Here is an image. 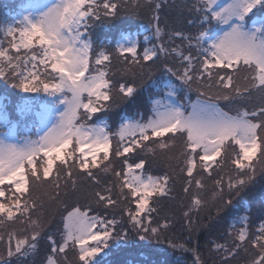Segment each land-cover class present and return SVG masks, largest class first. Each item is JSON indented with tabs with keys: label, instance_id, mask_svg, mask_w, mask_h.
<instances>
[{
	"label": "snow or ice",
	"instance_id": "6c2138e0",
	"mask_svg": "<svg viewBox=\"0 0 264 264\" xmlns=\"http://www.w3.org/2000/svg\"><path fill=\"white\" fill-rule=\"evenodd\" d=\"M127 3L47 0L23 6L19 20L0 22V80L19 90L16 109L21 116L34 114L38 125L35 138H17L7 97H0V129H6L0 131V264H24L36 254L46 202L58 201L61 189L65 195L69 187L76 191L80 177L94 186L90 203L65 206L60 241L47 236L46 264H68L66 255L58 257L68 250L76 252L77 264H100V254L130 231L143 233L142 240L158 238L171 225L164 219L153 226V204L174 191L175 167L184 176L189 227L192 215L209 203L221 216L232 194L255 181L258 167L264 172V0H195L190 12L198 15L186 21L195 34L166 31L161 3L147 0L149 35L123 30L114 44L98 43L93 29L118 30ZM174 39L182 43L173 47ZM158 64L163 75L153 83L164 91L159 99L150 97L151 115L120 117L113 131L104 117L137 98V76L152 80ZM192 91L195 99L187 95ZM254 93L260 101L255 110L234 107ZM178 139L182 147L166 157L168 170L146 174V165L175 149ZM125 202L119 217L110 212ZM247 221L240 218L243 226L226 233L230 241H213L222 264L249 247L255 254L246 264H264V223L251 235ZM169 243L194 253L193 264H205L187 243Z\"/></svg>",
	"mask_w": 264,
	"mask_h": 264
},
{
	"label": "trees",
	"instance_id": "16d2710c",
	"mask_svg": "<svg viewBox=\"0 0 264 264\" xmlns=\"http://www.w3.org/2000/svg\"><path fill=\"white\" fill-rule=\"evenodd\" d=\"M23 0H0V19L2 13L7 8L13 6H19ZM140 4L142 7L132 11L134 5ZM147 0H128L125 8L122 9V15L119 17L120 24L118 30H110L109 28L97 27L93 29L94 39L98 43L114 44V39L119 38V32L121 27L125 25V30H138L141 38L143 35H149L145 31L146 25L151 19L152 12L144 5ZM161 3V9L159 10L160 20L168 25L166 31L182 30L186 33L195 34V28L188 24L187 20H195L197 13L190 12V6L195 3V0H175L170 3L166 0H156ZM168 5V6H167ZM132 12L134 15H132ZM135 16V17H134ZM136 20V21H132ZM136 22V25L130 26V23ZM115 32L116 35L109 42V38ZM168 40L167 35L164 37V41ZM155 43L156 41H152ZM182 41L174 39L171 46L180 45ZM186 43V42H185ZM167 46V45H166ZM114 65L119 67L114 61ZM163 64H158L154 67L153 79L150 82L146 81L145 84H141V80L145 79L141 76H137V84L139 87V96L135 99L124 101L113 108V111L117 109L115 120L110 123L113 131L119 126L120 120H116L118 117L134 116L137 119L145 114L147 111L151 113V99L160 97L162 84H154L151 81L159 82L163 75ZM243 75V73H242ZM19 90L12 89L10 84L0 80V97H7L3 101L7 106V110L10 115L12 124L14 122H21L18 126V133L20 135H26L25 128H28L31 123H34L36 117L30 113L29 116H21L19 111L16 109L18 103L17 97L14 95ZM20 96L28 95L25 93H19ZM35 95V94H33ZM151 97V99H150ZM260 104L257 94H253L250 100H246L242 103L234 105V107H247L249 111H253ZM225 106V102H221V107ZM147 117V116H145ZM22 119V120H21ZM10 124V125H12ZM34 125H36L34 123ZM115 143V142H114ZM177 146L170 152L161 154L157 157V163L151 167L146 165L145 171H151L152 173L163 174L162 171H167L166 157L169 155L178 154L182 147V140H177ZM117 167L120 166V161H114ZM175 167V165H174ZM177 176L174 183V191L169 197L161 198L153 207L157 208V212L153 213L154 225L155 222H163L164 219H168L170 227L167 230H163L162 234L157 237H150L149 239H140L143 233L137 234L134 231H130L126 239L122 238L119 241L114 242L110 245L109 249H105L103 253L97 258L100 264H193L194 253L190 251H181L174 249L169 241L172 243L185 242L189 249H196L200 255V259L205 264H222L221 253L213 250V241L223 243L225 240H231V237L226 235L229 230L233 232L243 225L239 222L240 218L248 217V230L251 235H255L261 223H264V172L260 171L259 167L256 173L255 181L250 184L244 191L237 196L235 193L232 194L231 199L232 205L226 209L221 216L217 217L215 207L209 203L208 206L202 208L198 213L192 215L191 219L193 223L191 227L187 224L186 218L183 213L187 210L189 204V198L186 197L182 191L184 186V176L179 173V168L175 167ZM226 172H231L230 168L225 169ZM102 180L109 181L111 179L110 174H101ZM209 189L211 188V181H209ZM93 185L90 181L84 177H80L77 183V190L72 191L69 187L68 194H64V190L61 189V194L58 201L46 202L44 208L43 220L46 222V228L44 234L38 245L36 254L26 259L24 264H46V258L50 254V242L47 240L48 235H52L57 242L60 241L63 221L62 217L65 215L67 210H71V207L77 202L81 205H87L90 203L89 193L93 189ZM99 187V186H95ZM45 191H53L52 189H42L40 195L43 196ZM37 193H34V195ZM210 195V192L206 194ZM46 199V197H45ZM62 202V203H61ZM127 206L125 204L120 205L118 208L111 209L110 212L114 213L117 217L120 216L121 210ZM96 208L95 205H93ZM96 211H100V214H104L103 211L96 208ZM108 218H112L111 215ZM235 225V228H233ZM247 246V245H246ZM4 246L0 244V249ZM255 254V250L249 247L248 252L241 251L234 259L229 260V264H246L247 261ZM67 256L68 264H77L76 252L68 250L65 254H58V257L63 259V256Z\"/></svg>",
	"mask_w": 264,
	"mask_h": 264
},
{
	"label": "rangeland",
	"instance_id": "374dc122",
	"mask_svg": "<svg viewBox=\"0 0 264 264\" xmlns=\"http://www.w3.org/2000/svg\"><path fill=\"white\" fill-rule=\"evenodd\" d=\"M158 1V0H157ZM166 1H168L169 3H170V1H172V2H174L175 0H166ZM45 2H47V0H23L20 4L21 5H19L18 7L17 6H13V7H11V8H7L6 10H4V12L2 13V18L0 19V22H5V21H8V22H10L11 20H13V19H16V20H19V18H20V13L22 12V9H23V6H27V5H38V4H42V3H45ZM161 2H162V0H161ZM136 3L134 2V5H135ZM168 6V5H167ZM132 15H134L133 14V12H132ZM198 15V14H197ZM135 17V16H134ZM132 21H136V20H132ZM160 22H161V27L163 28L164 26H163V23H162V21L160 20ZM117 23H121V22H117ZM136 25V22H132V23H130V26L132 27V25ZM134 25V26H135ZM146 25H148V23L146 24ZM125 25L123 26V27H121V29H120V31H123V30H125V28H127V27H125ZM135 29V28H134ZM134 29H132V30H129V29H127L128 31H131L133 34H135V33H137ZM145 32V31H144ZM116 33L117 32H115L113 35H111L110 36V38H109V42H111V40L114 38V36L116 35ZM118 39V37L116 38V39H114V42L116 41ZM195 54V53H194ZM141 79H145V81L143 82V84H145L146 83V81H148V82H150V80H147L145 77H143V78H140L139 80H141ZM154 80H156V79H154ZM154 80L153 81H151V83L152 84H154L153 82H154ZM157 82V81H156ZM173 82H175V81H173ZM156 86V84H154V87ZM163 91H164V89H163V87H162V89H161V92L159 93V94H163ZM187 95H189L192 99H195V95H196V93H195V91H192L191 93H188ZM160 97H157V98H155V99H159ZM223 107V106H222ZM225 110L227 111L228 110V108H225ZM116 112H117V109L116 110H112V112L109 114V116L108 117H104V118H106V119H108V123H109V125H110V123L113 121V120H115V116H116ZM151 115V113L150 112H148L147 111V114H145V116H150ZM129 118H135L134 116H128ZM137 118V117H136ZM37 119V118H36ZM22 120V119H21ZM116 120H120V117H118ZM14 125H15V134H16V136H17V138H21V137H27V136H32L33 138H35V133H36V130H37V127H38V125L36 124V125H34V123H31L30 125H29V127L28 128H25V131H26V135H20L17 131H18V126H19V124H21V122H14L13 123ZM12 125H9V127H11ZM6 129H0V131H5ZM146 172V171H145ZM147 173H150V174H152V175H159V173H152L151 171L149 172V171H147L146 172V174ZM161 173H163V171L161 172ZM67 213H65V215H66ZM25 263V262H24Z\"/></svg>",
	"mask_w": 264,
	"mask_h": 264
}]
</instances>
